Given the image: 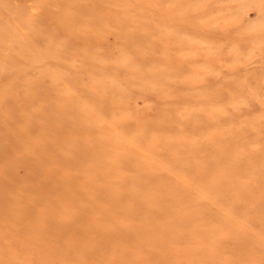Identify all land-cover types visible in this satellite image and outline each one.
I'll return each instance as SVG.
<instances>
[{
  "label": "rangeland",
  "instance_id": "obj_1",
  "mask_svg": "<svg viewBox=\"0 0 264 264\" xmlns=\"http://www.w3.org/2000/svg\"><path fill=\"white\" fill-rule=\"evenodd\" d=\"M0 264H264V0H0Z\"/></svg>",
  "mask_w": 264,
  "mask_h": 264
}]
</instances>
